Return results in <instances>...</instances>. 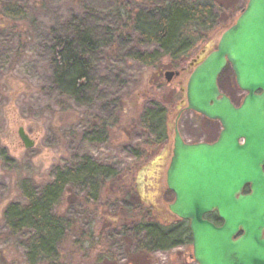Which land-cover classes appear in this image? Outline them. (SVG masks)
Listing matches in <instances>:
<instances>
[{"label":"rangeland","instance_id":"1","mask_svg":"<svg viewBox=\"0 0 264 264\" xmlns=\"http://www.w3.org/2000/svg\"><path fill=\"white\" fill-rule=\"evenodd\" d=\"M247 1L197 0L213 6V24L192 30L196 41L174 60L139 40L138 24L155 22L166 0H0V264H27L18 240L6 236L9 204L23 203L25 191L40 194L60 172L84 161L110 175L94 188H63L53 212L73 228L50 264H197L191 244L136 248L142 239L136 225L174 218L168 210L174 195L166 187L174 128L187 143L214 141L221 129L217 121L181 110L186 72L169 82L164 74L212 50ZM79 35L91 43L81 45L88 85L74 98L55 87L52 58L58 38L76 42ZM139 53L148 55L147 63ZM218 85L236 103L243 97L229 66ZM159 105L166 138L156 142L142 115ZM19 127L34 141L31 148L24 147Z\"/></svg>","mask_w":264,"mask_h":264},{"label":"water","instance_id":"2","mask_svg":"<svg viewBox=\"0 0 264 264\" xmlns=\"http://www.w3.org/2000/svg\"><path fill=\"white\" fill-rule=\"evenodd\" d=\"M194 62L185 110L220 122L221 130L213 142L187 143L174 128L169 211L188 222L197 264H264V0H248L216 49L189 66ZM227 64L245 93L238 106L218 85ZM179 73L164 77L169 82ZM17 132L31 148L24 128ZM210 213L220 226L205 217Z\"/></svg>","mask_w":264,"mask_h":264},{"label":"trees","instance_id":"3","mask_svg":"<svg viewBox=\"0 0 264 264\" xmlns=\"http://www.w3.org/2000/svg\"><path fill=\"white\" fill-rule=\"evenodd\" d=\"M214 17L213 6L208 2L166 0L155 22L148 24L145 22L143 26L138 24L139 40L153 43L157 52L176 60L197 39L189 36V33L194 30L197 34L198 30L210 28ZM90 44L86 35H79L76 42L58 38L54 44L52 58L54 85L66 96L82 97L87 88V63L81 45ZM137 57L146 63L149 58L148 55L142 57L141 53ZM241 99H238V103L233 102L239 104ZM164 114L165 109L159 105L145 110L142 115L143 127L155 131L156 142L166 138L162 124ZM109 175L102 166L84 161L74 170L60 172L54 181L41 189L40 194L25 191L23 203L9 204L4 212V221L8 228L6 236L18 240L17 245L23 249L27 264L52 263L56 247L66 237L67 230L73 228L72 223L64 215L53 212L66 184L94 188V184H98V179L109 178ZM205 217L216 225L221 221L215 213L207 214ZM135 228L136 235H142V239L136 244L139 250L165 251L191 244L192 241L188 222L180 219L170 224L141 223Z\"/></svg>","mask_w":264,"mask_h":264},{"label":"flooded vegetation","instance_id":"4","mask_svg":"<svg viewBox=\"0 0 264 264\" xmlns=\"http://www.w3.org/2000/svg\"><path fill=\"white\" fill-rule=\"evenodd\" d=\"M6 11L7 12H11V10L10 9H6ZM5 12V11H4ZM218 43V42H217ZM217 43H215V44H213V46H214V48H212V50H210V51H213V50H215L216 49V47H217ZM209 51V52H210ZM209 52H207V51H204L203 50V53H202V56L204 57V56H206ZM193 59H195V58H193ZM197 61L199 60V59H196ZM195 62H194V64L192 65V66H189L188 68L186 67V68H184L182 71H180V73H179V75L182 73V72H186L187 74H186V76L188 77L189 76V74L191 73V71L194 69V67H195ZM227 66H229V64H227L226 65V67ZM225 67V68H226ZM230 67V66H229ZM178 75V76H179ZM186 82H187V78H186V81H185V84H184V87H186ZM245 95V93H243V96ZM235 104V103H234ZM236 106H238L239 104H235ZM185 106H186V97H185V91H184V105H183V108H181V110H184V108H185ZM218 122V121H217ZM219 124H220V122H219ZM220 127H221V125H220ZM221 130V129H220ZM220 132V131H219ZM219 132H218V134H219ZM19 136V135H18ZM217 137H218V135H217ZM20 138V137H19ZM217 139V138H216ZM215 139V140H216ZM21 140V139H20ZM209 142H213V141H209ZM173 149V148H172ZM171 157H172V155H171ZM171 157H170V160H171ZM169 160V161H170ZM170 163V162H169ZM168 166H169V164H168ZM168 168V167H167ZM167 168H166V171H167ZM168 190V189H167ZM169 191V190H168ZM171 192V191H170ZM244 193H247L248 192V187L246 186L245 188H244V191H243ZM168 210H169V208H168ZM174 216V215H173ZM177 220V218L174 216V218L171 220L172 222L173 221H176ZM221 221L219 222V226L221 225Z\"/></svg>","mask_w":264,"mask_h":264}]
</instances>
